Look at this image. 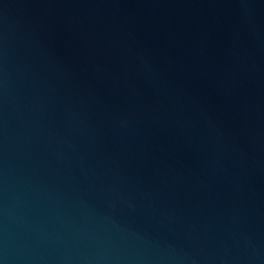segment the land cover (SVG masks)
<instances>
[{
    "label": "water",
    "instance_id": "1",
    "mask_svg": "<svg viewBox=\"0 0 264 264\" xmlns=\"http://www.w3.org/2000/svg\"><path fill=\"white\" fill-rule=\"evenodd\" d=\"M0 264H264V0H0Z\"/></svg>",
    "mask_w": 264,
    "mask_h": 264
}]
</instances>
